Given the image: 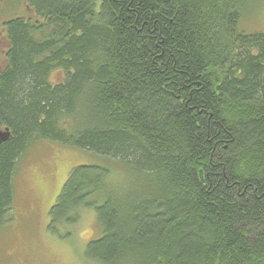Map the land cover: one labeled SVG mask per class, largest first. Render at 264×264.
<instances>
[{"label":"trees","instance_id":"1","mask_svg":"<svg viewBox=\"0 0 264 264\" xmlns=\"http://www.w3.org/2000/svg\"><path fill=\"white\" fill-rule=\"evenodd\" d=\"M247 1L25 0L33 17L1 23L0 225L17 162L46 140L99 158L48 211L62 239L93 211L87 262L264 264V32L239 30Z\"/></svg>","mask_w":264,"mask_h":264},{"label":"rangeland","instance_id":"2","mask_svg":"<svg viewBox=\"0 0 264 264\" xmlns=\"http://www.w3.org/2000/svg\"><path fill=\"white\" fill-rule=\"evenodd\" d=\"M12 16L28 18L33 13L25 0H0V71L6 65L7 49L1 23ZM239 30L264 32V0L246 2ZM60 79L58 71L50 75L53 83ZM98 160L91 153L46 140L36 141L26 150L13 179V220L0 225V264H92L84 258V250L100 233L93 211H81L67 239L49 233L47 224L48 211L68 173Z\"/></svg>","mask_w":264,"mask_h":264},{"label":"water","instance_id":"3","mask_svg":"<svg viewBox=\"0 0 264 264\" xmlns=\"http://www.w3.org/2000/svg\"><path fill=\"white\" fill-rule=\"evenodd\" d=\"M10 133L7 128H3L2 131H0V143L7 141L9 138Z\"/></svg>","mask_w":264,"mask_h":264}]
</instances>
